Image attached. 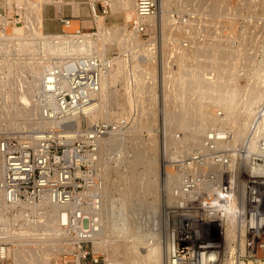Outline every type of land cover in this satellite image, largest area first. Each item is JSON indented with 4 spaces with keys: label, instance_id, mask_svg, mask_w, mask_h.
Returning a JSON list of instances; mask_svg holds the SVG:
<instances>
[{
    "label": "built area",
    "instance_id": "built-area-1",
    "mask_svg": "<svg viewBox=\"0 0 264 264\" xmlns=\"http://www.w3.org/2000/svg\"><path fill=\"white\" fill-rule=\"evenodd\" d=\"M38 1L60 9L66 5L70 6V2L75 0ZM109 1H86L93 19L96 14L106 15L111 10ZM184 1H187L188 6L183 10ZM200 5V0L171 2L169 25L173 29H181L184 37L177 42H169L166 53L162 51L160 42L159 0H134L133 16L125 27L124 49L115 45L117 51L112 53H69L63 58H51L49 65L44 69L45 73L53 75L54 79L50 86L44 85L40 90L39 114L42 119L55 120L58 124L33 126L17 133L0 132V233L11 227L12 213L25 206L47 202L63 207L66 214L62 223L65 228V246L58 256L52 257L47 264H101L99 255L88 249V244L92 243L95 229L93 212L99 210L104 199L103 191L108 181L104 173H111V180L119 184L120 172L115 170L128 172L132 151L127 146L124 155L120 149H125L126 144L129 145L127 141L133 123L140 114L145 121L154 114L156 118V123L151 125L148 131L142 129L140 132L143 139L148 138V135H157L163 145L166 134L164 112L168 104L175 103L174 94L180 86L177 62L179 49H188L190 36L203 40L208 32L206 29L210 19L202 13ZM25 15L26 7L23 1L0 0V27L25 22ZM71 21L72 13L69 16H59L62 34L84 33L82 27L67 31ZM96 32L97 30L87 33L95 36ZM119 59L124 63V79L119 85L120 93H123L124 86L131 91L144 88V91L154 93V97L149 100L152 104L142 107L135 100L134 107L125 118L120 115L121 109L115 107L117 116L114 119L99 120L78 129L73 118L85 117L89 112L86 110L95 107L99 98L93 93L99 89L101 77ZM204 76L209 80L215 75L212 70L206 69ZM1 97L0 91V104ZM121 99L124 101L123 95ZM217 116L223 117V112L218 110ZM251 119L253 120L247 125L243 142H251L252 137L264 129V102L255 110ZM173 134L175 138H180L183 132L173 129ZM141 135L139 134V137ZM108 139L115 143L110 144L103 153L101 147ZM232 140V130L220 126L211 128L202 135L201 146L206 153H195L190 156V160L200 164L204 159L210 158L218 165L226 167L233 158L229 150L232 148ZM219 143L223 145L219 146ZM235 148L239 154L245 151L238 145ZM171 164L179 168L181 160ZM185 173L188 172H184V175ZM184 175L180 185L183 192L188 193L189 189H193L195 182L191 174ZM212 180L218 185L220 192H226L228 184ZM213 191L198 190V195H202L205 204H209L216 197ZM11 246V242L5 237L0 240V264H8Z\"/></svg>",
    "mask_w": 264,
    "mask_h": 264
},
{
    "label": "rangeland",
    "instance_id": "rangeland-1",
    "mask_svg": "<svg viewBox=\"0 0 264 264\" xmlns=\"http://www.w3.org/2000/svg\"><path fill=\"white\" fill-rule=\"evenodd\" d=\"M75 1H77V2L81 1L83 3H80V4L78 3L79 5H77V6L75 5V6H71V7L66 5L60 9H58V7H53L51 5L44 3L42 5L43 8H41L40 9L41 11H39V16L41 14L40 18L42 19L41 21L43 22L42 32L44 34H46V33L62 34L61 33L62 25L59 22V16L60 15L69 16L72 13L71 26L67 29V31H72L73 29H77L80 27H82L81 30L84 33L97 30V32L99 31V33L101 35L100 39L102 38V40H103V35L107 34L111 30H115L116 32L119 31V32H121L120 34H126L124 29H125L127 22L130 20V16L131 15L133 16V12H134V9H132V8H134L133 6L130 9H128L127 12L125 10H117V11L116 10H113V11L110 10L106 15H102V14L98 13L99 15L96 14L97 17L94 16V19H95L94 20L93 17L89 13L88 5L86 3L87 0H75ZM263 1L264 0H200V3H201V5L199 7L200 10L202 11V13L204 15H206V17H208L210 19V22L207 24L208 29H206V30L208 32H207L206 38H204L203 40H199L197 37L192 36L193 40H194L193 41L192 37H190V44L188 46V49L182 50L183 55L180 54L181 56H183V59H182V57H178V58L180 60L181 59L183 60V61L181 60V62H183V64H184L183 66L186 65L189 70L193 69L195 72L193 75L196 76V70H199L202 68L206 69V65H203L201 63H199L200 65L198 64V60H196V59H198V55L194 56V54H196L197 52H200L201 47H204V48L209 50L208 52H209V55L211 57V63L207 64V68L214 69L217 72H221L225 75V77H222V78L218 77V79H216L215 81H213L211 83H208L205 85L203 84V86L201 87L202 93L200 95L198 94L197 96H195L194 100H192V102H191V108H193V109L190 112L189 118H186L185 115L184 116L182 115L179 117L181 119H177V118H175V116H171L170 112H167V114H168L167 119L168 120H164L165 132L169 134L168 138L166 139V148L172 147L171 151H173V152L177 151V150L181 151L179 154V156L180 155L181 156L175 157V158H177V159H175V161L181 160V165L179 167L180 172H181L180 176L181 175L183 176L184 172H186V170H188L190 172V170H189L190 168L187 169L188 166L192 167V166L199 165L198 164L199 162H196L195 160L191 161L190 156L197 152L194 149L195 146L198 144H202L201 141H202V135L203 134H200L195 139L196 141L192 140L191 136L189 135L188 127H186V126L197 115V113H198L197 111H199L198 107H200L201 103L203 105H206V107L208 108L207 109L208 113L205 114V116H204L205 118L203 117V120H205V121H203V123L206 127L205 129L210 130L211 128H215L217 126H220L223 128H228V129L232 130V132H234V140H236L238 137L237 142H236V143H238L237 145H239L238 147L245 149L244 152H246V153L243 155V157L241 156L242 154H239L237 152L236 153V162L233 159H231L230 163L226 167L220 166L217 163H215L214 161H212L211 159L207 158L206 161L204 159L201 162L202 166H203L202 169L204 172L202 171L199 174L197 173V177L198 176H200V177H198V178L195 177L196 175L192 174L191 172L185 173V175L191 174L192 179H194L193 180L195 182L194 186L192 184V186L196 188V190H195V188L193 189L195 191L194 195H192L193 193L191 192L192 191L191 189H189V190H191V191H189V193H184L183 191H178L177 189L180 186L178 187V184L176 186V184L175 183L173 184V182L169 183L168 188L169 187H171V188H169L168 189L169 191H167L169 193L170 199L168 198V202L170 201V203H169L170 205L173 204L174 206H177V207L180 206L179 208H181V209H179V210H186V211H200L202 209L201 211L204 212V214H205L204 216L208 215V216H206V218L209 221L213 218L212 214H211V213H213L212 212L213 210L211 209L212 208L211 202L209 204H208V202H206V204H205V201L203 200L204 198H202V195L201 196L198 195V190H206L205 188H207V190L209 191L211 189L210 188L211 186L217 187L216 183H214L212 179L218 178L216 180V182L219 181V183H220V181H221L220 179L225 174H227L228 180L231 177H233V180H234L233 183L235 185L237 184V187H235V186L232 187L230 196L231 197H237L238 201L229 202L230 204L228 203L227 208H229V206H230V208L226 209V211L230 210L235 215V217H234L236 220V223L234 224L235 225V232H234L235 237L233 235V238H235L237 241L235 239L231 240L233 247L231 250H230L231 247L228 248L227 251L225 252V254L223 255L224 257L222 258V262H224V264H229V263L230 264H238V261H241V260L244 261L246 264H248L247 263L248 261L253 262L252 264H254V263L257 264L255 259H254L255 258L254 253H257V251L259 252V254L261 256H263V259H264V246H262L263 245L262 244L263 242L261 241L262 239H260L259 241L257 240L258 243H256L253 246V252L254 253L249 254V253H247V250H245L247 243H249V238L246 235L247 233H245L247 231L248 216L246 215V213L244 215L239 213V211H238L239 207L237 204V203L241 204L243 199L247 200L248 199V189L251 186L258 184L257 183L258 177H249L248 176L250 174V171H253V172L257 171L255 168L257 166L256 164L259 165V164L264 163V155H263L264 154V129L259 131L258 135L256 134L255 136H253L251 139V142H249V140H246L243 142V138L245 136L244 112H246L248 109H251V111L253 112L252 115H254L255 110L258 109L261 104L263 105V102H264V2ZM19 2H20V0H19ZM171 2H172V0L168 1V6H167L165 13H164V19H165L164 37L161 34V26H160V34H161L160 42H161V46H162V51L165 53H166L169 42H174V40L177 42V40L184 37L181 29H179L178 27L176 29H173L169 25L168 13L170 11ZM186 3H187V1L183 2V7H182L183 10L186 9L188 6V3L187 4ZM27 11L28 12L31 11V13H32L33 9H30V10L26 9L25 18H29V15H30V13H28ZM126 15H129V16H126ZM158 19H159V17H158ZM16 24L17 25H24L25 22H18ZM209 25L211 27H209ZM98 26H100V27H98ZM157 31H159V28H157ZM10 35H12L11 37H13V36L15 37L18 34L12 33ZM11 37H9V43L8 44L11 46V48H14L15 44L17 43L18 40H13ZM29 41L32 42L31 40H29ZM112 41H105V40L103 41V42H105V44L103 45V47H104L103 52L112 53L114 51H117L116 46L119 47L120 44L117 41H115V42L114 41L112 42ZM32 45H33V43L30 44L31 47H32ZM100 47H102V46H100ZM121 47L122 46L120 45L119 48H121ZM123 47H122V49H123ZM194 47L197 49L193 50ZM227 48H228V50H227ZM23 56L24 55H22L20 53L3 54L2 51H0V75L2 76L3 81L6 78L7 89H8V91L11 90V93H12L11 101L6 102V104L9 103V105H10V114H9L10 119H6V120L0 119V126L3 127V128H0V132L7 131V132H12V133H17V132H21L24 130H29V128H32L33 126H42V123H41V125L38 124V120H35L34 116L28 117V115L23 112V109H24L23 105H22L23 103L17 97L16 90L18 93L21 91L20 89H22V87H20V85H23L22 81H24L23 79L26 78L25 77L26 73L22 70L21 66L23 65L22 61H27L26 57H28L29 55L25 56V60L23 59L24 58ZM222 56L223 57L225 56L227 58L226 59L224 57L225 58L224 60L226 61V63L224 61L223 65H225V66L217 63V59L218 60H219V58L223 59ZM21 57H22V59H21ZM10 58H12V59H10ZM20 63H22V64L20 65ZM115 64H116V71H117V72L115 71L116 77L113 80V82H111V84L108 88L107 92H109V90H110V93H109V97L108 96L107 97L109 100L111 99L109 102L110 106L121 107V106H124V101H122L121 97L123 95V98H124L125 86H124V91L121 94L120 90H119V85H120V82H123V79H124V74H123V64L124 63H123V60L119 59V60L115 61ZM5 68H6V71L1 72L2 69L5 70ZM188 69H187V71H189ZM27 77H29V74ZM21 78H23V79H21ZM15 79H16V82L14 81ZM29 79L30 78H28V80ZM12 82H13V84H12ZM14 85H15V87H14ZM33 86H35V85L31 82V88H33ZM121 86H123V83L121 84ZM195 88H196V84H193L192 89H191L193 91V93L195 91ZM254 94H255V96H254ZM251 96H252V98H251ZM143 104H145V103H143ZM13 106L15 107L14 111H13V108H14ZM218 110H221L223 112V117L217 116ZM250 112H249V114H247L248 116L250 115ZM182 113H184V112H182ZM9 115L7 114L5 116L8 117ZM252 115H251V117H252ZM168 116L170 118H168ZM192 116H194V117H192ZM170 119H172V120H170ZM234 119L239 120L237 126H235L232 122ZM251 120H253V119L250 118L249 121L251 122ZM148 121L149 122H156V118L153 120H148ZM142 122L144 123L145 120L143 118H140L138 120L137 124L139 125ZM262 123H264V122H262ZM173 124H175L174 127L176 129L183 132V135L180 137L181 140H179L178 138H173V137H175L174 134L172 133ZM5 125H8V127H6ZM85 125H87L86 120L80 119V124L79 125L75 124V127H77L79 129V128L84 127ZM165 136H166V134H165ZM158 138L159 137H157L155 135L152 137L149 136L148 138L144 139L143 142H145L146 144L148 143L150 145V149H148L147 151L141 150L144 155L141 156V158H137L135 160V163L129 164V169H128L127 173L122 172L119 174V176H120L119 184L113 182L110 178V181L106 184V187L104 188V189H106L107 192L104 193L105 197H104L102 202L105 201L104 204L106 206V211H101L99 213L100 218H101V222L104 226H107L108 230L110 229L109 230V236L110 237L114 236L113 230L115 231V235L116 234L118 235L117 236L118 240H115L113 242H108V245H107L108 254L107 253L105 254L103 251H100V250L98 251L97 247H95L96 248L95 249L94 244H93V247L90 243L88 244V249L90 248L91 250H93V252L95 254L99 255V257L101 259V264H104V261L106 263V257L108 259L122 260V262H123L122 264H136L134 262L130 263L127 261L128 257L126 256L127 254H125V243L127 241H124V239L126 240V238H124L123 236L125 233L133 232L134 231L133 229H135V227H137L135 225L137 223L139 224V220L137 219L138 218L137 214L143 215V213L141 211L144 210V213H148L149 217H150L151 214L153 216V213H155L153 211V208H155L156 212H158L159 208L161 207V205H159L161 202V200L159 199V197H161L160 196L161 191H159V188H158L159 186H161V181L159 183V180H160L159 177L161 174V170H160L161 166H164V163H165V161H164L165 156L164 155H165L167 149L165 151L161 152V147L163 145L162 146L160 145L161 141H159ZM147 139H150V140H147ZM248 142L250 144H248ZM247 144H248V146L253 144L251 146V148L249 147L251 149V151L249 153H247V149H248ZM174 148H176V149H174ZM167 152H170L169 148H168ZM201 153L205 154L206 152H201ZM246 155L249 156L248 159L246 158ZM242 158L246 159L245 162L241 160ZM172 160H174V158H172L171 161ZM172 162H174V161H172ZM171 168H172V171H175L178 169V168L173 167V166ZM212 168L218 169V171L217 172L214 171L215 174H213ZM205 172L207 173V175ZM213 175H215V177ZM182 176L177 178L174 182H176L179 179L180 180L178 182H180ZM206 180H208V181H206ZM209 180L212 181V183ZM252 180H254L257 184L255 182H253ZM196 184H198V185H196ZM179 185H180V183H179ZM180 188H182V187H180ZM180 188H179V190H180ZM245 189H246V194H245ZM176 191H178V193ZM172 192L174 194H172ZM176 193L180 194L181 196L176 195ZM127 194H128V196H127ZM185 194H187V196ZM164 195H165V193H164ZM166 195H168V194H166ZM173 195H174V198H173ZM178 196H179V198H178ZM185 196H186V198H184ZM195 196L197 199L195 198ZM223 196H225V193L223 194ZM141 197H143V199H144V201L142 203L143 204L142 209L144 208L143 210L139 208L140 204H137V202H136ZM175 197H176V199L178 198L177 200L181 199V201L183 202V206L187 203V205H185L187 208L184 206L185 207V209H184V207L181 205L182 202L177 201L175 199ZM188 197H190V198L193 197V198H191L189 200ZM123 198L126 199L125 202H127L125 204L126 209L129 207H132V204H134V207L130 208V210L128 209L127 211L132 212L133 214H136V212H137V214L135 215L137 218L132 216V218L130 220L131 221L129 223L130 228L127 229L128 227H123L124 232L119 227V223H117L118 221H116V219H115L116 218L115 215H116V211H117L116 208H119V205L123 201ZM129 199H131V200H129ZM173 199H175V200H173ZM183 199H184V201H183ZM192 200H193V202H192ZM129 201L130 202L132 201V204ZM144 202H145V204H144ZM156 202H157V204H156ZM176 202L177 203L179 202V204H176ZM184 202H185V204H184ZM151 203H153L154 205L151 206L150 205ZM199 203L202 206H200ZM231 203H233V204H231ZM128 204L131 206H128ZM236 204H237V206H236ZM147 205H149V206H147ZM195 205H197V206H195ZM233 205H235V206L233 207ZM141 206L142 205H140V207ZM203 206L204 207L206 206V207L204 208ZM193 207H196V208H193ZM201 207H203V208H201ZM235 207L237 210L235 209ZM138 208L141 211L135 210ZM150 208L153 212L150 210ZM233 210H234V212H233ZM221 211H224V210H221ZM159 212H162V211H159ZM158 213H157V215H158ZM242 216H244V222L243 221L241 222V220H243L241 218ZM209 217H210V219H209ZM133 218L135 220H137L138 222L135 221ZM213 219L211 220V223H210V221L209 222L207 221L208 223H210V227H208V229H207V232H208L207 234L210 236L211 239H213V240H207V242H209V241L210 242L212 241L214 243H217L218 241L222 242V237H223L222 229L224 227V224L222 222L220 223L219 221L215 222ZM128 221H129V219H128ZM133 221H135V222H133ZM117 225H118V227H117ZM152 226H153L152 222L149 219V224L147 223V225H146V227L149 229H147L145 227L144 228L145 232L143 231L144 229L141 230L143 235L140 234L141 239H139V242H138L141 244L142 238H144L142 240V242H145V241L149 242L150 241L149 242L150 243V251H153L154 247L160 246V244L162 243L161 239L163 237L162 233H159V232L156 233V235H155V231L152 232V230H153ZM242 229L244 232L242 231ZM146 230H148V231H146ZM239 230H240V232H239ZM141 231H140V233H141ZM149 231L154 234V237H153L155 239L154 242H153L154 239L152 237L150 238V235L152 236V234L147 233ZM119 233H120V235H119ZM145 233H147V234H145ZM244 233H245V235H244ZM144 234L146 235V237L144 236ZM157 235H160L161 238ZM167 236H168L167 237L168 243L172 244L170 235H167ZM238 236H240V237H238ZM241 237H242V242L239 239ZM149 238H150V240H149ZM157 238H159V239H157ZM239 242H241L242 244L245 245V246L243 245V251L245 250L246 253L243 252V254H242V252L240 251L239 247H240L241 243H239ZM236 243L238 244V246L236 245ZM127 244L130 246L132 245V243H128V242H127ZM153 244H154V246H152ZM232 244H231V246H232ZM137 248L135 250H137ZM31 249H34V251L33 250L31 251ZM31 249L28 247H25V246L23 247L21 245L20 246L16 245V246L10 247V249H9L10 250V257H9L7 263L8 264H36V263H34V261L32 259L35 257V254H37V252H38L37 250H39V249H37L36 247H33ZM60 251H61V249L58 252L56 251L52 256H51L52 251H48L47 254L45 255V257L47 258V262L52 257L58 256V253ZM229 251H232V254ZM32 253L34 254V257H32L33 256ZM231 258L233 259V261H231ZM227 260H229L230 262ZM47 262L45 264H47Z\"/></svg>",
    "mask_w": 264,
    "mask_h": 264
},
{
    "label": "bare ground",
    "instance_id": "bare-ground-1",
    "mask_svg": "<svg viewBox=\"0 0 264 264\" xmlns=\"http://www.w3.org/2000/svg\"><path fill=\"white\" fill-rule=\"evenodd\" d=\"M20 1L24 2L25 6L27 7L26 8L27 10L33 9V11H32V13H31V11L30 12L27 11L28 13H30V15H29V18L25 19L24 25L9 24V25H5V26L0 27V51H2L3 54L20 53V54L24 55L23 56L24 60H25V56L29 55L28 57H26L27 61H22L23 65L21 66L22 70L26 73V75L28 76V74H29V77H27L25 75V77L27 79L21 78L24 81H22L23 85H20V87H22V89H20L21 91L18 93L16 90L17 97L23 103L22 104L23 108H24L23 112L25 114H27L28 117L34 116V119L38 120V124L41 125V123H42V126H56L58 124L57 121L51 120V119H45L44 120L40 117V114H39L40 113V99H39L40 98V90L43 89L44 85L50 86L51 81L54 79L53 75L45 73L44 68L49 65L48 62H50V60H52L51 58H63L65 55H67L69 53L81 54V55H87V54H93V53L103 54V53H105V52H103L104 51L103 45L105 44V42H103L104 40L105 41H112L113 40L114 42L117 41L122 47L123 46L125 47V44H124L125 34H120L121 32H119V31L116 32L115 30H111L107 34L103 35V40H102V38L100 39L101 35H100L99 31L96 32L95 36H92L89 33H82L80 35H69V34H59V33H57V34H54V33L44 34L42 32V23L43 22L41 21L42 19L40 18L41 14L39 16V11H41L40 9L43 8L42 5L44 4V1H38V0H20ZM168 1L169 0H159V5H160L159 17H160L161 34L163 37L165 34L164 33L165 32V30H164L165 29L164 13H165V10L168 6ZM17 2H19V0H17ZM78 3L80 4V1H78V2L77 1H71L70 6H75V5L77 6V5H79ZM109 4H110L112 11L113 10H116V11L117 10H125L127 12L128 9H130L132 6L134 7V0H110ZM95 16L97 17V15H95ZM126 16H129V15H126ZM131 18H132V15L130 16V19ZM98 27H100V26H98ZM124 31L126 32V28L124 29ZM12 33H17L18 35L15 37L14 36L11 37L12 35H10V34H12ZM9 37H11L13 40H18L17 43L15 44L14 48H11V46L8 44L9 43ZM29 40H31L32 42H30ZM192 40H193V37H192ZM31 43H33L32 47L30 46ZM120 45H119V47H120ZM100 46H102V47H100ZM122 47L120 49H122ZM124 47H123V49H124ZM195 49H197V48L194 47L193 50H195ZM182 50H183L182 48L179 49L178 57H182V59H183V56H181V55H183ZM227 50H228V48H227ZM208 51H209L208 49L201 47L200 52L196 51L197 53L194 54V56L198 55V59H196V60H198V64L201 63L203 65H206V69H209V68H207V64L211 63V57H210ZM178 57H177V60H178L177 62L179 65L178 71L180 72V74L178 76V81H179L180 86H179L178 91L174 94L175 103H173L171 105L168 104L166 106V110L164 112L165 113V120H168L167 119V115H168L167 112H170V115L175 116V118H177V119H181L179 117L182 115L183 116L185 115L186 118H189L190 112L193 109V108H191V102H192V100H194L195 96H197L198 94L200 95L202 93L201 87L203 86V84L205 85V84L211 83V82L215 81L216 79H218V77H221V78L225 77V75L223 73L217 72L214 69H210L213 71L215 76L212 79L208 80L204 76V72L206 70L205 68L196 70V76H194L193 75L195 73L194 70L193 69L189 70L186 65L183 66L184 64H183V62H181L182 59L180 60ZM224 57H223V59L222 58L221 59L219 58V60L217 59V63L223 65V62L225 61L224 59L226 58V57L225 58ZM10 59H12V58H10ZM21 59H22V57H21ZM22 63H20V65ZM225 63H226V61H225ZM223 66H225V65H223ZM187 69L189 71H187ZM5 71H6V68H5V70L2 69L1 72H5ZM115 71H116V64H114V66L101 77L100 87L96 92L93 93V95H96L99 98L97 104L92 109L90 108V109L86 110L89 112L86 114L85 117H81V116L80 117H78V116L74 117L73 118L74 125L75 124L79 125L80 119H85L87 126H88V125L93 124L99 120H109V119L112 120L117 116V114L115 112L116 111L115 107L110 106V104H109V102L111 100V99L110 100L108 99L110 90H109V92H107L111 82H113V80L116 77L117 71L116 72ZM28 78H30V79L28 80ZM14 81L16 82V79ZM31 82L35 85V86H33V88H31ZM6 83H7L6 78L3 81L2 76L0 75V91L2 94V97H1L2 101L0 104V119H3V120L10 119V115H9L10 114V105H9V103L6 104V102L11 101V99H12L11 90L8 91ZM12 84H13V82H12ZM193 84H196V88H195L194 93L191 90ZM14 87H15V85H14ZM145 93H147V95H145ZM124 96H125L124 97V106H121V107L116 106V107L121 109V111H119V112H121L120 115L122 116V118H125L127 115L130 114L131 109L134 107L135 100L142 107H145V105L148 106V104L150 106L152 104V101H149V100L154 97V93L152 91L146 92V91H144V88H141L140 90L138 89L136 91H131V90H129L128 87H125ZM252 96H251V98H252ZM254 96H255V94H254ZM143 103H145V104H143ZM201 104H200V107H198L199 111H197L198 113L195 116V118H193V120L190 123L188 122L189 124L187 123L188 125L186 126V127H188L189 135L191 136L192 140H195L200 134H204L205 131L207 130V129H205L206 127L203 123V121H205V120H203V117L205 116L206 113H208L207 112L208 108L206 107V105H203V104L201 105ZM14 110H15V107L13 108V111ZM250 111H251V109H248L246 112H244L245 133H246L247 125L250 122L249 119L251 118V115L253 113L252 111L251 112ZM182 112H184V113H182ZM249 112H250V115L248 116L247 114H249ZM7 114L9 115L8 117L5 116ZM154 115L152 118H149L148 120L155 119ZM169 116H168V118H170ZM192 117H194V116H192ZM140 118H143L141 114H140V116L136 117V119L133 123V129L130 132V138H129L130 143H129V141H127V143L129 145H127L126 142H124L126 144V148L120 149L122 151L121 154L124 153V155H125L127 146L132 151L133 155H132L131 159L129 160V164L135 163V160L137 158H141V156L144 155L141 150L147 151L148 149H150V145L148 143L146 144L145 142H143L144 137L141 135L140 132L142 131V129H145L146 131H148L149 127L151 125L155 124L156 122H149L148 120H146L144 123L142 122L141 124L138 125L137 123H138V120ZM170 120H172V119H170ZM238 121H239L238 119H234L232 122L235 126H237ZM5 126L8 127V125H5ZM164 126H165V122H164ZM174 126H175V124H173L172 133H173V129L175 128ZM0 128H3V127L0 126ZM164 130H165V127H164ZM139 134L141 135V137H139ZM168 135L169 134L166 133V136H165L164 142H163V146L160 144L162 146L161 152L165 151L166 149L168 150V148L170 151V152H167V150H166V153L164 155L165 156L164 157L165 163H164V166H161V169H160L161 174L159 177V179H160L159 183L161 181V186H159L158 188H159V191H161L160 192L161 195L159 194L161 196V197H159V199L161 200L159 205H161V207L159 208V211H162V212L158 211L160 213L159 214L158 212H156L155 208L152 207L153 211L155 213H153V216H152L151 213L153 211L150 208V210L152 211L150 213L151 214V216H150L151 218H150L148 213H144V210H143L144 208L142 209V207H143L142 203L144 201L143 197L139 198L136 201L137 204L142 205L141 207L139 205V208L143 210V211H141L139 208L135 209L136 211H141L143 213V215L142 214L139 215L136 212L138 218L135 216L136 214H133L132 212L127 211L128 209L130 210V208L134 207V204H132V201L131 202L129 201L132 204V207H129L126 209L125 204L127 202H125L126 199L123 198V201L120 203L119 208H116V210H117L116 215H115L116 218L115 217L114 218L116 219V221H118L117 223H119V227L122 229V231L124 229L123 227H128L127 229L130 228L129 223L131 222L130 220H131L132 216H134L135 218H137L139 220V224L137 223L138 225L137 224L135 225L137 227H135V229H133L134 231L133 232L128 231L129 233H125L123 236L124 238H126V240L124 239V241H127L128 243H132L131 246L128 245L127 242L125 243V254H127L126 256L128 257L127 261L130 263L134 262L136 264H224V262H222V258L224 257L223 255L225 254V252L227 251L228 248L231 247L230 250L232 249L233 244H232L231 240L235 239V238H233V235L235 232V225L234 224L236 223V220L234 218L235 215L232 213V211H230V210L226 211V209L230 208V206H229V208H227L229 202L238 201L237 197H231L230 196L232 187H234V186L237 187V184L235 185L233 183L234 182L233 177H231L228 180L227 174H225L220 179L221 183L228 184L227 190L225 192V196H223L224 193L219 191L218 185H217V187H213L210 185L211 189L209 191L215 190L213 192L215 193V196H216L215 198H213L210 201L211 206H212L211 209L213 210L212 211L213 213H211V214H212V217L214 219L212 217L211 218L215 222L216 221H219L220 223L222 222L224 224V227L222 229V235H223L222 242H219V241L218 242L216 241L217 243H214L212 241L207 242V240H213L207 234L208 233L207 229H208V227H210V223H211L212 219L209 220L210 223H208L209 221L206 218V216H208V215L204 216L205 214L203 211H201L202 209L200 211L179 210V209H181V208H179L180 206L177 207V206H174L173 204L170 205L169 204L170 201L168 202L169 193L167 191H169L168 189L171 188V187L168 188L169 183L173 182V184L175 183L176 186L178 184V187L179 186L181 187V185H179V183L181 181L178 182L180 179L176 181L177 183L174 181L177 178L182 176V175L180 176V174H181L180 168H178L175 171H172V168H171L172 164L171 163H172V161H175V159H177L175 157L181 156V155L179 156L181 151L177 150V151L173 152V151H171L172 147L166 148V139L168 138ZM149 136L152 137L155 135H148V137ZM173 138H175V137H173ZM178 139L181 140L180 138H178ZM237 139H238V137H237ZM237 139L234 140V132H233V140H232V145H231L232 148H229V150H231L232 155H233L232 159L235 162H236V153H237V149L235 148V146L238 144V143H236ZM147 140H150V139H147ZM112 143H115V142H111L109 139L104 142V144L101 147L103 153L106 152V150L108 149V147ZM201 145L202 144L196 145L194 149L198 153L200 152V154H203L201 152H206V151H205V149H203V147ZM222 145H223L222 143H219V146H222ZM252 145L253 144L248 146V149L246 148L247 153H249L251 151L250 148ZM174 149H176V148H174ZM245 153L246 152L241 153L242 154L241 156L243 157V155ZM248 157L249 156L246 155L247 159H248ZM170 158L171 159L174 158V160L171 161ZM241 160L245 162L246 159L242 158ZM205 161H206V159H205ZM0 162H1V160H0ZM256 165L257 166L255 168L257 171H255V172L250 171V174L248 176L249 177H258V182H257L258 184L254 180H252L257 185H253L254 187L251 186L248 189V199L247 200L243 199L241 204L237 203L238 207H239L238 208L239 213L242 215H244L246 213V215L248 216L247 231L245 233H247L246 235L249 238V243H247L248 247L246 246L245 250H247V253H249V254L254 253L253 252V246L256 243H258V241L260 239H262L261 240L263 242L262 246H264V163L259 164V165L256 164ZM192 167L188 166L187 169L190 168L189 169L190 172L192 174L196 175L195 177H197V173L199 174L200 172L203 171L202 163L197 165V166H192ZM115 171H119L120 173L123 172V170H121V169H116ZM187 171L188 170H186V172ZM214 171L217 172L218 169H213V174H215ZM190 172L188 171V173H190ZM206 175H207V173H206ZM104 176L106 177V180L108 179V181H107V183H108L110 181V178H111V173L105 172ZM213 176L215 177V175H213ZM198 177H200V176H198ZM192 180H194V179H192ZM210 182L212 183V181H210ZM218 183H219V181H218ZM106 184H105V187H106ZM198 184H196V185H198ZM179 188L177 189L178 191H183L182 188H180V190H179ZM194 188L195 187H193V189ZM205 189L207 190V188H205ZM178 191H176V192L178 193ZM105 192H107L106 189H104L103 193H105ZM164 193H165V195H164ZM177 193H176V195L181 196L180 194H177ZM166 194H168V195H166ZM172 194H174V193L172 192ZM245 194H246V189H245ZM185 195L187 196V194H185ZM192 195H194V193ZM127 196H128V194H127ZM179 196H178V198H179ZM186 196L184 198H186ZM196 196H195V198H196ZM173 198H174V195H173ZM191 198H193V197H191ZM191 198L188 197L189 200ZM175 199H176V197H175ZM175 199H173V200H175ZM129 200H131V199H129ZM0 201H2L1 192H0ZM177 201H181V199L177 200ZM183 201H184V199H183ZM104 202H102L98 211L93 212V216H92L93 219L92 220L95 221V222H93V223H95L94 224L95 229L93 231V237L91 239V242H92L91 245L93 247V244H94V248L97 247L98 251L99 250L103 251L106 254L108 242H113L115 240H118V238H117L118 235L117 234L115 235V231L113 230L114 233L113 232L112 233L114 236L110 237L109 236V230L110 229L108 230L107 226H104L101 222V218H100L99 213L101 211H106V206H105ZM145 202H144V204H145ZM192 202H193V200H192ZM156 204H157V202H156ZM176 204H179V202L178 203L176 202ZM184 204H185V202H184ZM231 204H233V203H231ZM237 204H236V206H237ZM150 205L152 206L154 204L151 203ZM181 205L183 206V202ZM185 205H187V203ZM128 206H131V205L128 204ZM147 206H149V205H147ZM195 206H197V205H195ZM200 206H202V205L200 204ZM234 206L235 205H233V207ZM185 207H184V209H185ZM203 207H201V208H203ZM193 208H196V207H193ZM235 209H236V207H235ZM221 210H224V211H221ZM233 212H234V210H233ZM157 213H158V215H157ZM65 217H66L65 209L63 207L54 206V205H51L47 202H42V203L35 204V205L25 206L24 208L17 210L16 213H12L11 227L7 231L0 233V240L4 239V237H5L7 240H9L11 242V244H12L11 247L16 246V245H19V246L21 245L23 247L25 246V247H28L30 249L33 247H36L39 250H37L38 252H37V254H35V257H34V254L32 253L33 254L32 257H34L32 260L36 264H45L47 262V258L45 257V255L47 254L48 251H52V254H51V256H52L56 251L58 252L60 249L62 251L64 246H65V243H64L65 228H63V226H62V223L65 221ZM241 218L243 219V220H241V222L242 221L244 222V216H242ZM128 219H129V221H128ZM149 219L153 225L152 226L153 230L151 229L152 232L155 231V235L158 232L162 233V235H163V237L161 239L162 243L160 244V246H157L154 248L152 247L154 249L153 251H150V243H149L150 241L149 242H146V241L142 242V240L144 239V238H142L141 244L138 243L139 239H141V235H140V234H142L141 230H143L146 227L147 223L149 224ZM209 219H210V217H209ZM135 221H137V220H135ZM135 221H133V222H135ZM117 227H118V225H117ZM147 229H149V228H147ZM243 229H242V231H243ZM140 231H141V233H140ZM143 231L145 232V229ZM146 231H148V230H146ZM239 232H240V230H239ZM147 233H151V232L149 231ZM147 233H145V234H147ZM245 233H244V235H245ZM145 234H144V236L146 237ZM151 234H152V236L150 235V238L151 237L153 238L154 234L153 233H151ZM119 235H120V233H119ZM167 235H170L172 244L168 243V240H167L168 236ZM157 236L160 237V235H157ZM234 237H235V235H234ZM238 237H240V236H238ZM150 238H149V240H150ZM157 239H159V238H157ZM239 239L242 242V237ZM154 241H155V239L153 240V242ZM241 242H239V243H241ZM231 244H232V246H231ZM236 245L238 246L237 243H236ZM243 245L244 244L241 243L240 247H239L242 254H243V252L246 253L245 250L243 251ZM152 246H154V244ZM136 248H137V250H135ZM32 250L34 251V249H31V251ZM229 252L232 254V251H229ZM254 254H255L254 259H255L256 263L257 264H264L263 256H261L258 251H257V253H254ZM227 261H229V260H227ZM231 261H233L232 258H231ZM122 263H123L122 260L108 259L106 257V264H122ZM247 263L252 264L253 262L248 261ZM238 264H246V263L241 260V261H238Z\"/></svg>",
    "mask_w": 264,
    "mask_h": 264
},
{
    "label": "crops",
    "instance_id": "crops-1",
    "mask_svg": "<svg viewBox=\"0 0 264 264\" xmlns=\"http://www.w3.org/2000/svg\"><path fill=\"white\" fill-rule=\"evenodd\" d=\"M43 24V23H42ZM107 254H108V249H107Z\"/></svg>",
    "mask_w": 264,
    "mask_h": 264
}]
</instances>
